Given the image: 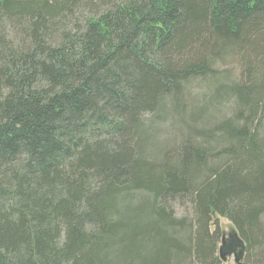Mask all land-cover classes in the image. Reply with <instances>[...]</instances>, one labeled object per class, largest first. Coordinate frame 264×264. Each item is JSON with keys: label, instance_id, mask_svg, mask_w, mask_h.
<instances>
[{"label": "trees", "instance_id": "1", "mask_svg": "<svg viewBox=\"0 0 264 264\" xmlns=\"http://www.w3.org/2000/svg\"><path fill=\"white\" fill-rule=\"evenodd\" d=\"M215 214L264 264V0H0V264H223Z\"/></svg>", "mask_w": 264, "mask_h": 264}, {"label": "rangeland", "instance_id": "2", "mask_svg": "<svg viewBox=\"0 0 264 264\" xmlns=\"http://www.w3.org/2000/svg\"><path fill=\"white\" fill-rule=\"evenodd\" d=\"M174 209H175V212L177 215H189L190 212H191V208L189 207L188 204H182V203H179V202H176L174 203ZM213 219L216 220L217 224L219 225L221 231H222V235H224L226 238L231 235L232 233H237L234 226L232 225V223L225 217H222L218 214H215L213 216ZM210 229H213V226L211 225ZM219 244L221 245L220 241H219ZM218 244V246H220ZM230 247V250H232V254H230V257L227 256V260L226 262H223V264H236L235 261H234V254H233V251L235 250L236 248V245L234 244V247H233V242L232 244L229 245ZM252 264L253 262L250 261L249 259V263H248V259L247 257H244V260H243V264Z\"/></svg>", "mask_w": 264, "mask_h": 264}, {"label": "water", "instance_id": "3", "mask_svg": "<svg viewBox=\"0 0 264 264\" xmlns=\"http://www.w3.org/2000/svg\"><path fill=\"white\" fill-rule=\"evenodd\" d=\"M233 247L234 244L236 245L235 250L233 251L234 254V261L236 264H241L242 254H243V242L239 238L237 233H232L227 238L222 235L221 237V245L218 248L219 257L222 260V262H226L227 256L230 257V254H232V250H230L229 245L232 244Z\"/></svg>", "mask_w": 264, "mask_h": 264}]
</instances>
